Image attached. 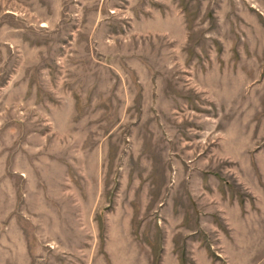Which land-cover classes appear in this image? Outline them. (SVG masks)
I'll use <instances>...</instances> for the list:
<instances>
[{
  "label": "rangeland",
  "instance_id": "1",
  "mask_svg": "<svg viewBox=\"0 0 264 264\" xmlns=\"http://www.w3.org/2000/svg\"><path fill=\"white\" fill-rule=\"evenodd\" d=\"M0 264H264V0H0Z\"/></svg>",
  "mask_w": 264,
  "mask_h": 264
}]
</instances>
